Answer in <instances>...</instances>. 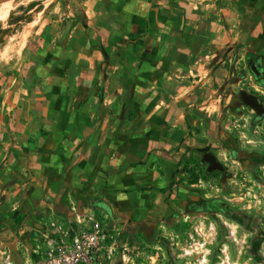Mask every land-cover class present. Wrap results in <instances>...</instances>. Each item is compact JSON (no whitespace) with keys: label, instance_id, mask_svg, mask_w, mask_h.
<instances>
[{"label":"crops","instance_id":"1","mask_svg":"<svg viewBox=\"0 0 264 264\" xmlns=\"http://www.w3.org/2000/svg\"><path fill=\"white\" fill-rule=\"evenodd\" d=\"M28 15L5 21L0 64V264H41L52 225L77 215L152 235L204 204L188 172L200 150L228 158L254 129L241 91L264 104V0H51Z\"/></svg>","mask_w":264,"mask_h":264},{"label":"rangeland","instance_id":"2","mask_svg":"<svg viewBox=\"0 0 264 264\" xmlns=\"http://www.w3.org/2000/svg\"><path fill=\"white\" fill-rule=\"evenodd\" d=\"M43 1L51 0H11L9 15L20 14L7 21H30L28 12ZM4 2L0 0V9ZM5 21H0V64L4 65L5 50L16 34ZM251 122L255 123L251 133L244 136L237 131L236 149L219 159L225 171L205 177L203 191L209 198L204 204L190 213L181 212L182 217L167 224L159 223L152 235L122 225L115 228L109 221L90 249L91 226L74 233L66 226L63 244L62 236L55 233V246L41 249V264H48L52 251L60 261L70 256L72 264H264V130L258 128L264 126V117L257 118L252 111ZM207 168L203 164L200 171L205 174ZM77 242L85 243L86 249L78 250Z\"/></svg>","mask_w":264,"mask_h":264},{"label":"built area","instance_id":"3","mask_svg":"<svg viewBox=\"0 0 264 264\" xmlns=\"http://www.w3.org/2000/svg\"><path fill=\"white\" fill-rule=\"evenodd\" d=\"M73 211L77 212L76 207H73ZM77 214V213H76ZM77 227L74 228V224L71 226H68L66 224H53V228L56 230L57 234H60L62 236L61 238V244L64 243V237L66 236L65 234V228L70 227L69 230H71V233H74L75 231H81L85 229L87 226H91L92 234L89 237V241L87 242L88 249L91 248L92 244H96L98 239L102 236L103 232V226L100 218L96 217H85V219H82L81 216L77 215L76 221ZM89 224V225H88ZM76 247L78 250L82 251L86 249V244L85 243H80L77 242ZM64 250V247L59 248L58 251L59 253H62ZM55 255V251H52L49 253V258H48V264H72L73 260L70 256H64L63 260L60 261L57 259Z\"/></svg>","mask_w":264,"mask_h":264},{"label":"water","instance_id":"4","mask_svg":"<svg viewBox=\"0 0 264 264\" xmlns=\"http://www.w3.org/2000/svg\"><path fill=\"white\" fill-rule=\"evenodd\" d=\"M240 99L245 107L251 109L256 114L257 118L264 117V104L259 97L247 91H241ZM200 153L203 154L202 164L208 165V173L225 171L224 165L220 163L219 159L211 152V147L201 149Z\"/></svg>","mask_w":264,"mask_h":264},{"label":"trees","instance_id":"5","mask_svg":"<svg viewBox=\"0 0 264 264\" xmlns=\"http://www.w3.org/2000/svg\"><path fill=\"white\" fill-rule=\"evenodd\" d=\"M197 168H199V166ZM188 172L191 176L190 184H197L200 180H203V181L206 180L205 177L216 175V173L208 174L207 171L204 174L203 171H197L196 169L189 170Z\"/></svg>","mask_w":264,"mask_h":264},{"label":"bare ground","instance_id":"6","mask_svg":"<svg viewBox=\"0 0 264 264\" xmlns=\"http://www.w3.org/2000/svg\"><path fill=\"white\" fill-rule=\"evenodd\" d=\"M11 0H5L4 7L0 9V21H5L8 18L9 12H10V2Z\"/></svg>","mask_w":264,"mask_h":264}]
</instances>
